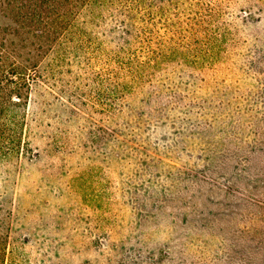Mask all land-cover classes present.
<instances>
[{"label": "trees", "instance_id": "trees-1", "mask_svg": "<svg viewBox=\"0 0 264 264\" xmlns=\"http://www.w3.org/2000/svg\"><path fill=\"white\" fill-rule=\"evenodd\" d=\"M0 15L6 20L0 22V173H10L18 171L19 160L37 145L34 119L28 118L35 86L63 81L60 91H68L73 103L95 119L96 129L105 130L97 121L129 107L137 93L153 91L164 97L155 83L168 68L182 67L205 81V74L229 65L248 41L242 37L243 25L253 16L254 22L264 18V0H0ZM258 57L264 60V52L251 62L264 70ZM169 96L153 108L148 103L146 112L159 117L167 104L184 99L178 91ZM230 133L226 141L234 139ZM257 139L250 148L220 149L217 154L211 149L219 168L202 157L207 150L199 147L193 154L184 149L195 192L187 201L171 202L177 206L169 211L177 229L158 244L151 237L146 242L114 240V202L96 204L83 196L93 216V238L84 246L87 256L52 257L53 248L14 229L8 213L6 219L0 217V264H264V162L252 158L258 154L264 161V135ZM206 191L210 193L202 200ZM218 191L228 201L221 198L214 207L210 200ZM247 204L257 211L246 209ZM234 213L250 220L219 232L228 240L225 254L218 255V249L208 258L186 254L187 233L180 227L220 231L226 215Z\"/></svg>", "mask_w": 264, "mask_h": 264}, {"label": "rangeland", "instance_id": "rangeland-1", "mask_svg": "<svg viewBox=\"0 0 264 264\" xmlns=\"http://www.w3.org/2000/svg\"><path fill=\"white\" fill-rule=\"evenodd\" d=\"M254 19L239 24L248 41L229 65L215 74L208 72L213 76L207 79L205 74V81L189 76L182 67L168 68L155 83L164 97L153 91L137 93L129 107L97 121L105 130H97L95 119L73 103L68 91H60L63 81L35 86L36 100L28 118L34 119L31 128L37 149L19 160L18 171L0 173V217L6 219L10 213L14 229L53 248L51 256L61 260L87 256L84 246L93 238V216L83 196L96 204L114 202V240L146 242L151 237L158 244L168 239L177 229L169 212L177 206L171 202L187 201L195 192L184 149L193 154L199 147L207 150L202 157L219 168L211 149L217 154L220 149L250 148L264 135V70L251 62L264 52V18ZM4 21L0 15V22ZM176 91L184 94L183 102L167 104L159 117L146 112L148 103L153 108L169 101ZM229 132L234 139L226 141ZM50 133L53 138L47 136ZM252 158L264 162L258 154ZM222 197L221 191L216 192L210 204L219 206ZM246 209L257 211L252 204ZM223 220L220 231L202 225L193 230L189 225L180 227L187 233L186 254L208 258L215 249L218 255L225 254L228 240L219 232L248 225L250 219L241 220L234 213Z\"/></svg>", "mask_w": 264, "mask_h": 264}]
</instances>
